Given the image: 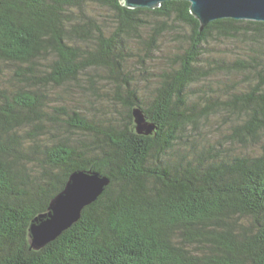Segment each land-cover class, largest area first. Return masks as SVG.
Segmentation results:
<instances>
[{"label": "trees", "instance_id": "1", "mask_svg": "<svg viewBox=\"0 0 264 264\" xmlns=\"http://www.w3.org/2000/svg\"><path fill=\"white\" fill-rule=\"evenodd\" d=\"M144 16L157 19L146 39ZM169 22L189 29L184 46L141 94L129 55L145 65ZM217 40L240 54L203 64ZM97 75L121 109L105 124L57 95L85 84L96 93ZM135 107L152 135L135 132ZM77 171L109 184L30 249L32 221ZM0 264H264V22L221 19L200 32L186 1L0 0Z\"/></svg>", "mask_w": 264, "mask_h": 264}, {"label": "water", "instance_id": "2", "mask_svg": "<svg viewBox=\"0 0 264 264\" xmlns=\"http://www.w3.org/2000/svg\"><path fill=\"white\" fill-rule=\"evenodd\" d=\"M168 1H186L190 14L198 21L199 31L221 19L264 22V0H120L128 9L158 8ZM138 135L150 136L157 127L148 121L140 108L131 111ZM109 179L98 172H73L63 190L49 203L47 214L35 218L29 228L30 249L39 250L55 240L80 219L81 211L103 193Z\"/></svg>", "mask_w": 264, "mask_h": 264}, {"label": "rangeland", "instance_id": "3", "mask_svg": "<svg viewBox=\"0 0 264 264\" xmlns=\"http://www.w3.org/2000/svg\"><path fill=\"white\" fill-rule=\"evenodd\" d=\"M91 13L95 14L99 17L108 18L106 16V11L104 9L99 8H91ZM146 19L147 27L142 30L143 39H146L149 34V27L153 22H156L157 19L153 16H144ZM156 19V21H154ZM108 26H112L109 22H107ZM189 32V29L185 26H181L178 23L169 22L167 23V28L162 32V35L156 40V47L154 48L155 52L151 57H145V65H143L139 58L136 56L129 55V72H130V81L133 84L137 91L141 94L147 95L151 88L154 86L158 74L162 72L165 68L170 64L169 59L174 56V54L178 53L181 48L184 46L182 39ZM129 47L133 50V52L141 49L142 46L138 45L134 40L129 41ZM206 55L210 54L208 58L205 56L202 59V63L206 65V61L214 60L217 57H223L227 61L234 60L240 54V45L229 42L228 40H217L214 42H210L206 45ZM142 55V51H140ZM92 73H95L92 71ZM102 74V73H101ZM95 86L98 91L93 93L90 90V87L85 84V88L83 90H79L77 88H73V96H67L64 91H57L60 93V97L62 100L68 102V104L72 108H78L82 111L83 114L87 115L89 118L93 119L97 123H107L108 118L112 115L115 116V111H121L120 106H114L110 103L109 96H107L106 92H111L110 84H108L103 75L95 76ZM193 93H189V96L197 95L198 87L193 88ZM55 95V94H54ZM53 95V97H55ZM59 97V98H60ZM213 122V121H211ZM215 126H213L214 128ZM209 129V134H213V137H218L222 133V129ZM208 132V131H207Z\"/></svg>", "mask_w": 264, "mask_h": 264}]
</instances>
